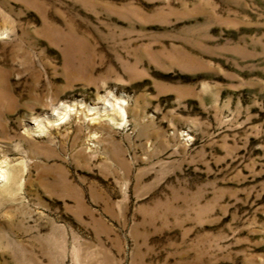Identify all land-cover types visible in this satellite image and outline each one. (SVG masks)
Here are the masks:
<instances>
[{"label": "rangeland", "instance_id": "obj_1", "mask_svg": "<svg viewBox=\"0 0 264 264\" xmlns=\"http://www.w3.org/2000/svg\"><path fill=\"white\" fill-rule=\"evenodd\" d=\"M0 264H264V0H0Z\"/></svg>", "mask_w": 264, "mask_h": 264}, {"label": "bare ground", "instance_id": "obj_2", "mask_svg": "<svg viewBox=\"0 0 264 264\" xmlns=\"http://www.w3.org/2000/svg\"><path fill=\"white\" fill-rule=\"evenodd\" d=\"M4 176V175H3Z\"/></svg>", "mask_w": 264, "mask_h": 264}]
</instances>
